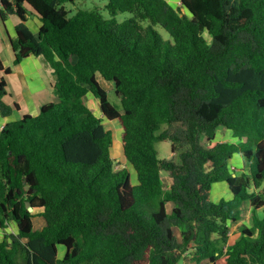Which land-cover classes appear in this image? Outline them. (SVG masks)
<instances>
[{"label": "trees", "instance_id": "trees-1", "mask_svg": "<svg viewBox=\"0 0 264 264\" xmlns=\"http://www.w3.org/2000/svg\"><path fill=\"white\" fill-rule=\"evenodd\" d=\"M1 1L0 18L18 19L13 64L43 58L57 102L0 132V229L18 228L0 242V264H180L185 256L264 264V0H106L75 14L66 4L78 0ZM29 8L42 22L36 34L26 25ZM0 71L7 117L19 105L7 102L12 69L1 58ZM99 78L113 83L120 106ZM89 93L102 118L87 105ZM105 120L120 124L134 188L129 170L115 169ZM220 127L238 141L213 146ZM164 141L176 158H160ZM235 153L245 174L230 170ZM220 182L232 199L214 202ZM245 202L253 226L230 245ZM36 216L46 221L41 230Z\"/></svg>", "mask_w": 264, "mask_h": 264}, {"label": "crops", "instance_id": "crops-1", "mask_svg": "<svg viewBox=\"0 0 264 264\" xmlns=\"http://www.w3.org/2000/svg\"><path fill=\"white\" fill-rule=\"evenodd\" d=\"M29 12L30 13L27 19V24L29 23L30 18H32L31 24L34 26V28L33 30L30 27L29 28L33 33L36 34L39 32L42 22L39 19V16L34 12V10H30L29 8ZM17 23H18V19L14 16L7 17L5 21H3L0 18V25L2 24L3 27V28L0 27V58L2 60L4 67L11 68L9 63L14 65L13 64L14 54L11 48V44H9L8 41L11 42V39L15 38L16 36L15 27ZM4 53L8 55L7 59L3 58ZM8 59H10V62ZM11 69H12V73L5 76L7 79L8 92H9V96H7V102L9 104H13L14 102H16L19 105V110H14L13 113L7 117L3 116L0 112V132L5 127L6 124L10 122L18 121L26 114H30L34 116L38 115L43 104L42 105L38 103L35 104L36 96H40L42 93H47V94L49 92L53 93L54 84L56 82V77H54L52 69L43 58L41 59V57L32 56L26 58L20 64L14 65ZM3 75H4L3 71H0V78ZM12 80L16 81L19 86V90L17 91V94L12 92V88L10 86ZM99 80L105 89L106 88L112 89L114 87V85H111V82L105 81L102 78H99ZM88 96L91 97L92 94L89 93L87 94L86 97L87 105L89 106L90 104H88V98H89ZM94 101L95 99H93L91 102L93 103ZM49 103H54V101ZM94 106L96 107V101ZM237 141L238 139H236L233 136L232 131L220 127L217 130L216 139L213 143V146L218 143H224V142L235 143ZM245 165L246 164L245 161H243L242 159V155L240 153H235L230 163V170L232 171L233 176L245 174ZM223 183L225 187H222L220 189L221 193L226 196L227 200H230L232 199V194L229 190L227 183L220 182V184ZM242 207L244 210L242 212L241 219L237 223H232L230 225V234H231V239L229 242L230 245L234 244L239 239L241 235L242 226H246V227L253 226L252 207L250 203L245 202L244 205H242ZM258 215L262 217L264 215V212L259 211ZM15 225H16L15 223H12L9 226V233H13V234L18 233V228L15 227ZM45 225H46V221L43 218V220L38 222L37 226H35L34 224V228L36 230H41L44 228ZM4 237L5 236L0 234V242L4 240ZM60 252L62 254H60ZM65 252H66L65 250L60 251L59 249V257L63 258ZM219 261L216 264H218Z\"/></svg>", "mask_w": 264, "mask_h": 264}, {"label": "rangeland", "instance_id": "rangeland-1", "mask_svg": "<svg viewBox=\"0 0 264 264\" xmlns=\"http://www.w3.org/2000/svg\"><path fill=\"white\" fill-rule=\"evenodd\" d=\"M167 1L173 6H176V4H179L177 2V0H167ZM105 4H106V0H97L95 2L93 0H78L75 4H69V3L66 4V8L71 10L72 14H75L78 10H88V9H92L95 6L103 7ZM30 10H32V9H30ZM127 17H129V15L125 14V15L119 16V19L123 20L124 18H127ZM31 20H32V18H30V21H29L28 24L26 22V25L33 30L34 26L31 24ZM0 27H2V24L0 25ZM157 30L164 37V39L171 40L170 35L163 28L157 27ZM207 38L210 39L209 36H207ZM8 43L10 44V41H8ZM3 58L7 59L8 55L6 53H4L3 54ZM8 60L10 62V59H8ZM9 65L11 66V68L14 66V65H12L10 63H9ZM111 85H113V83H111ZM10 86L12 88V92L17 94V91L19 90V86H18L17 82L12 80L11 83H10ZM113 89H114V87L112 89L106 88V90L109 92L108 93L109 100L111 101L112 104L120 106V100L115 95ZM93 99H95V101H96V107L94 106L95 105V101L93 103L91 102ZM52 101L57 102V97L55 95L54 88H53V93H50V92L48 94L47 93H42L40 96H36L35 104L38 103L40 105H42V104L44 105V104L52 102ZM88 104H90L89 105L90 108L91 107L93 108V109L92 108L91 109L93 110L94 114L97 117H101V118L103 117V113H102L101 107H100V102H99L98 99L94 98L93 95H92L91 97L88 98ZM103 124L106 127V129L111 130L113 132V136H114V139H115L114 146H113V148L111 150V157L115 161L117 160L115 162V169L118 170V169L127 168L129 170V172H130V175H131V179H130L131 186L134 188L138 184V176H137L136 171L131 166H129V164L127 163V161H126V159L124 157L123 144H122V139H121L122 129L120 127V124L117 121H108V120H105ZM156 147H157V150H158V152L160 154V158L161 159L169 160L171 158H176V156L171 153V143L169 141L159 142V143H157ZM242 159H243V161H245L243 156H242ZM245 164H246L245 165V173H246V168L248 166L246 161H245ZM162 176H163V181H164L165 188L169 189L171 187V185H172L171 184L172 180H171V178L169 176V173L166 172V171H162ZM222 187H225L224 183L223 184L217 183V184L213 185V189L211 191V200L212 201L219 202L222 199H226L227 200L226 196L221 193L220 189ZM228 196H229V194H228ZM246 203H248V202H246ZM260 211H263V210H260ZM41 220H43L42 216H36L34 218L35 226H37L38 222L41 221ZM15 227H17V226L15 225ZM59 249H60V251H62V250L66 251V248L64 246H59ZM60 254H62V253L60 252ZM180 264H195V263L192 262L188 256H185V257H183L181 259ZM203 264H211V263L204 262ZM218 264H225V263L220 260Z\"/></svg>", "mask_w": 264, "mask_h": 264}, {"label": "water", "instance_id": "water-1", "mask_svg": "<svg viewBox=\"0 0 264 264\" xmlns=\"http://www.w3.org/2000/svg\"><path fill=\"white\" fill-rule=\"evenodd\" d=\"M29 188H30V186L27 185V186H26V189H29ZM26 206H27V208H28L29 211H31V212L34 211V208L31 206L30 202H27V203H26Z\"/></svg>", "mask_w": 264, "mask_h": 264}, {"label": "built area", "instance_id": "built-area-1", "mask_svg": "<svg viewBox=\"0 0 264 264\" xmlns=\"http://www.w3.org/2000/svg\"><path fill=\"white\" fill-rule=\"evenodd\" d=\"M2 8V1L0 0V9ZM0 234L5 236L7 234V231L0 229Z\"/></svg>", "mask_w": 264, "mask_h": 264}, {"label": "clouds", "instance_id": "clouds-1", "mask_svg": "<svg viewBox=\"0 0 264 264\" xmlns=\"http://www.w3.org/2000/svg\"><path fill=\"white\" fill-rule=\"evenodd\" d=\"M5 231H7V234H13V233H9V228L7 230H5Z\"/></svg>", "mask_w": 264, "mask_h": 264}, {"label": "bare ground", "instance_id": "bare-ground-1", "mask_svg": "<svg viewBox=\"0 0 264 264\" xmlns=\"http://www.w3.org/2000/svg\"><path fill=\"white\" fill-rule=\"evenodd\" d=\"M117 136V135H116ZM122 136V135H121Z\"/></svg>", "mask_w": 264, "mask_h": 264}]
</instances>
